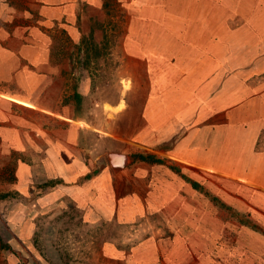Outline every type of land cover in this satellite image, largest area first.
I'll use <instances>...</instances> for the list:
<instances>
[{
    "label": "crops",
    "instance_id": "obj_1",
    "mask_svg": "<svg viewBox=\"0 0 264 264\" xmlns=\"http://www.w3.org/2000/svg\"><path fill=\"white\" fill-rule=\"evenodd\" d=\"M102 4L0 0V194L16 196L12 232L27 234L36 256L46 259L60 223L54 217L63 212L75 231L90 226L112 236L132 224L134 209L170 210L171 220L158 223L174 226L182 201L196 207L197 198L207 203L220 193L222 204L231 200L264 217V157L254 149L264 95L246 105L244 88L232 90L239 98L231 106L246 105L258 121L228 115L222 134L234 138L216 155L196 122L191 85L183 89L188 106L157 102L158 90L145 92L140 104L129 101L132 89L103 95L109 84L97 80L104 75L71 68L75 50L111 48L97 39L106 18ZM207 103L215 107V100ZM109 154L123 155L124 165H111Z\"/></svg>",
    "mask_w": 264,
    "mask_h": 264
},
{
    "label": "rangeland",
    "instance_id": "obj_2",
    "mask_svg": "<svg viewBox=\"0 0 264 264\" xmlns=\"http://www.w3.org/2000/svg\"><path fill=\"white\" fill-rule=\"evenodd\" d=\"M196 1L103 0L106 18L97 39L111 42V48L77 49L71 68L104 75L97 80L109 84L103 95L132 89L128 99L137 104L145 92L158 90L162 97H153L157 102L188 106L183 89L191 85L199 105L196 122L204 126L203 135L216 155L226 149L227 137L234 138L222 134L228 115L258 121L250 120L253 115L244 107L250 96L264 95V25L257 26L264 18L258 7L261 0H199L208 7L206 16L196 11ZM241 87L248 95L246 105L231 106L239 98L232 90ZM214 100L215 107H209L207 101ZM258 124L263 127L254 149L264 157V113ZM251 131L257 132L255 125ZM221 196L217 193L207 203L197 198L196 207H184L192 202L182 201L174 218L179 225L174 226L158 223L171 220L170 210L134 209L132 224L112 236L97 234L90 226L75 231L65 212L59 213L54 221L60 223L51 233L55 249H48L51 258L41 259L29 246L27 234L12 232L16 196L0 194V264H264V217L250 209L238 210L231 200L222 204Z\"/></svg>",
    "mask_w": 264,
    "mask_h": 264
},
{
    "label": "trees",
    "instance_id": "obj_3",
    "mask_svg": "<svg viewBox=\"0 0 264 264\" xmlns=\"http://www.w3.org/2000/svg\"><path fill=\"white\" fill-rule=\"evenodd\" d=\"M260 2L261 3L258 5V7L261 9L260 10L261 16L264 18V0H261ZM195 9L198 12L204 11L202 14H204L205 16L208 15V12L205 11V10H208V7L203 5L202 2L199 0L196 1ZM259 25H264V22L263 21H260V23L258 22L257 26H259Z\"/></svg>",
    "mask_w": 264,
    "mask_h": 264
},
{
    "label": "water",
    "instance_id": "obj_4",
    "mask_svg": "<svg viewBox=\"0 0 264 264\" xmlns=\"http://www.w3.org/2000/svg\"><path fill=\"white\" fill-rule=\"evenodd\" d=\"M108 160L113 166L122 167L124 165V156L120 154H109Z\"/></svg>",
    "mask_w": 264,
    "mask_h": 264
}]
</instances>
